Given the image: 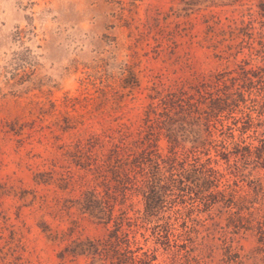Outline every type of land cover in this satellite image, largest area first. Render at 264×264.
Listing matches in <instances>:
<instances>
[{
    "label": "rangeland",
    "instance_id": "rangeland-1",
    "mask_svg": "<svg viewBox=\"0 0 264 264\" xmlns=\"http://www.w3.org/2000/svg\"><path fill=\"white\" fill-rule=\"evenodd\" d=\"M263 5L0 0V264H113L128 250L142 258L146 252L149 264H185L180 256L187 249L203 252L209 264H264V233L257 229L264 214ZM243 68L263 72L243 91L240 107L223 117L227 127L180 117L172 125L180 157L182 147L197 146L200 161L217 171L216 186L198 194L184 177L183 190H170L150 216L142 193L124 198L114 189L109 151L124 125L137 131L153 88L197 86L219 76L236 77L238 84ZM248 116L253 122H245ZM204 128L207 146H201ZM159 145L166 151L167 139ZM87 157L86 171L78 163ZM193 164L188 160L185 169ZM174 172L181 178L182 169ZM96 182L125 205H114ZM91 190L105 212L122 213L117 238L112 223L81 208ZM244 195L247 208L239 210L234 202ZM236 210L243 219L229 223ZM250 211L257 213L250 218ZM187 231L192 241L175 246L176 234ZM89 242L98 253H90Z\"/></svg>",
    "mask_w": 264,
    "mask_h": 264
},
{
    "label": "trees",
    "instance_id": "trees-1",
    "mask_svg": "<svg viewBox=\"0 0 264 264\" xmlns=\"http://www.w3.org/2000/svg\"><path fill=\"white\" fill-rule=\"evenodd\" d=\"M257 70L263 72L261 68L249 71L245 68L240 69L239 78H241V81L238 82V84H236V77L225 78L226 76H219L215 77V80L204 79L197 86H191L189 82H175L170 83L162 89L157 87L153 88L155 91V93L151 95L153 101L147 105L145 117L142 118L143 122L138 126L137 131L133 130L132 125H124L122 129L119 130L117 141L113 142L109 151L107 157L109 161L108 167L110 178L113 182V186H115L114 189L124 198L136 193H142L145 200L144 212L147 216H150L154 215V211H156L155 208L164 202L170 190L174 187L183 190L184 177L194 181V186L191 188H197L198 194L203 193V190L208 191L211 187L216 186L215 180L218 178L215 179V177H217V171L213 167H208L204 165V162L200 161V157L196 154V151L199 150L197 146L189 149L182 147L181 152H183L182 154L184 156L180 157V150L178 149L180 141L178 134L173 130V122L177 117L187 120L189 123L202 122L203 125L204 122L217 120L223 127H227L228 125L224 124V119L228 116L227 114L234 112L235 107H240L241 102L244 101L243 91L250 90L253 85L258 82L261 75ZM254 78H257V80ZM236 85H239V89ZM204 108L208 109L207 115L201 114ZM262 115H264V112ZM251 121L253 122L251 116H248L245 122ZM262 123L263 121L258 122L259 125H262ZM203 132L205 137L201 146H207L206 137L210 133V130L204 128ZM161 137L167 139L168 145L166 151L159 145ZM83 148L84 146L80 143L77 146V152L81 153ZM219 153L220 151H218L217 154ZM86 159L80 158L78 165L87 171L90 170L89 161L91 158L87 157ZM188 160L194 161V164L189 170H186L185 164ZM178 169H182V174H180L181 178L179 179L174 177V171ZM85 176L86 175H81L80 178L84 180ZM95 185L96 187L101 186L107 197L110 195L114 205L118 203L125 205L126 201L122 202L114 198L113 191H111V193L109 192L110 188L108 185L102 184V182H96ZM96 189L97 188H94L95 192ZM94 191H90V197L85 193L79 204L83 210H89L97 219L106 224L112 223V237L117 238L118 233L123 232L124 229L123 218L121 216L122 213L116 214L114 213V209L110 212H105V210L102 209L103 207L99 199L94 195ZM219 193L223 194L224 190ZM247 202L248 198L244 195L239 198L238 202H234V205H236L239 210H242L247 208ZM237 211L238 210L230 214L229 223L235 222L237 224L243 219L239 215L240 211ZM256 213L257 212L254 211L248 212L250 218ZM258 215L257 229H259V232L264 233V214ZM168 225L169 223L166 225L167 231L170 230V225ZM130 227L131 224H128V231L125 232L128 243L130 242ZM189 232H191V230ZM172 235L175 234L172 232ZM166 236V243L170 245V234L168 233ZM176 236L175 246H182V244L180 245L177 243L179 239L192 241L188 231L176 234ZM133 237L135 238L134 235ZM94 245L93 242H89V249H92V247L95 248L90 250L92 254L98 253V247ZM82 251H84V249H82ZM128 252H130V255H125L126 257L119 259V262L113 261L112 263L137 264L138 261L141 262V264L150 263V258L146 252L143 253L146 256L143 258L135 257L131 250H128ZM192 253L193 249H187L185 254L180 256L183 258L185 264H193L190 263L192 261H194L195 264H209L204 259L206 255H203V252L202 255H193ZM174 254H177L176 256L179 257L180 253L174 252Z\"/></svg>",
    "mask_w": 264,
    "mask_h": 264
}]
</instances>
